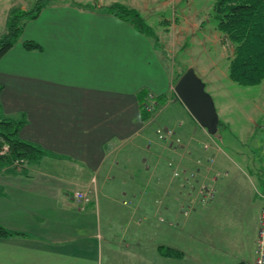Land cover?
<instances>
[{
  "label": "crops",
  "instance_id": "0c3cea01",
  "mask_svg": "<svg viewBox=\"0 0 264 264\" xmlns=\"http://www.w3.org/2000/svg\"><path fill=\"white\" fill-rule=\"evenodd\" d=\"M115 2L143 14L129 0H55L23 21L0 57L2 112L24 114L19 137L50 153L25 173L0 172V224L22 233L0 236V264H251L263 201L250 175L219 163L225 175L213 199L179 220L170 170L155 150L143 160L142 143L154 137L160 115L141 119L143 92L163 98L161 111L176 105L178 115L168 117L178 132L204 133L175 97L168 52L102 7ZM25 40L40 48L26 49ZM144 171H152L150 181ZM162 186L164 206L157 202ZM76 190L90 200L76 199ZM159 245L182 258L161 256Z\"/></svg>",
  "mask_w": 264,
  "mask_h": 264
},
{
  "label": "rangeland",
  "instance_id": "374dc122",
  "mask_svg": "<svg viewBox=\"0 0 264 264\" xmlns=\"http://www.w3.org/2000/svg\"><path fill=\"white\" fill-rule=\"evenodd\" d=\"M35 1L0 0V35L5 28V17L8 19L12 9L27 10ZM53 1L55 0H49V2ZM92 1L96 2V0ZM129 2L139 7L143 13L141 15L152 27L157 37V44L152 37L150 38L156 48L168 52L174 74L175 71H182L184 67H192L205 83V90L214 101L219 119L226 124V127L220 126L214 135L208 134L206 129L200 127L204 136L191 134L192 137H190V131L182 133L181 131L184 130L182 129L180 133L177 131L178 127L169 121L168 115L177 114L176 105L170 104L168 109L161 111L162 103L160 105L156 103L149 111L148 119L157 113L160 115L159 120L156 119L152 124L151 132L153 131L154 137L151 136L149 140L142 143L144 147L146 146V154H142L143 160H147V153L152 154V150H155L157 160L159 159L166 166L168 161L173 162L174 166H167L170 172L175 167L181 172L187 169L195 175L191 179L192 187L189 191L188 185H184L171 173L170 182L175 181L178 219L181 220L197 206L207 205L213 199L216 182L225 175L222 170L216 168L219 163L226 162V166L237 165L255 181L258 192L264 193L262 186L259 185L260 180L264 181V80L257 85L244 86L233 82L228 77L229 58L232 56L234 44L216 28L211 18L214 0H129ZM102 7L105 9V5ZM175 97L178 99L176 95ZM158 128L162 131L172 129L173 135H166L168 137L160 139L156 133ZM196 150H199L197 154L194 153ZM151 167H153L152 164ZM146 172L149 173L150 181L152 171H144ZM130 173H136V170L134 172L117 171L115 177L125 179ZM201 182L209 185L213 190V196L206 202L198 201L197 188L202 184ZM147 187L149 191L150 188ZM159 192L157 202L164 206L168 187L162 186ZM144 193L149 194L147 190ZM124 202L132 204L127 199ZM135 203L136 201L133 206L137 209ZM188 206L189 213H184ZM149 251L152 254V247ZM121 260L115 258L114 262L120 264ZM146 260L151 263L150 258ZM161 261L155 264H177L175 260Z\"/></svg>",
  "mask_w": 264,
  "mask_h": 264
},
{
  "label": "trees",
  "instance_id": "16d2710c",
  "mask_svg": "<svg viewBox=\"0 0 264 264\" xmlns=\"http://www.w3.org/2000/svg\"><path fill=\"white\" fill-rule=\"evenodd\" d=\"M48 2L49 0H36L27 10L14 8L10 11L6 21V32L0 36V57L12 47L22 33L23 21L36 18L41 8ZM79 5L91 7L90 4ZM105 9L118 18L128 21L137 31L152 37L154 42H157L152 27L136 8L115 2L105 6ZM211 18L216 28L234 44L232 56L229 58L228 77L239 85L260 84L264 80V0H214ZM23 45L26 49L40 48L39 44L30 40H25ZM186 68L184 67L180 72L175 71L174 84ZM145 95L146 92H143L139 96L142 120L150 117V113L145 109ZM162 102L163 98L156 97V103ZM25 121L24 114L17 117L4 115L0 104V172L25 173L27 164H36L43 156L50 155L49 151L40 145L19 137L18 132ZM220 126L226 127V124L218 119V129ZM4 146H7L6 150H3ZM261 186L264 191V185ZM15 234L22 233L9 230L0 224L1 237ZM157 250L165 257L178 259L183 256L180 250L164 245H159Z\"/></svg>",
  "mask_w": 264,
  "mask_h": 264
},
{
  "label": "water",
  "instance_id": "95a60500",
  "mask_svg": "<svg viewBox=\"0 0 264 264\" xmlns=\"http://www.w3.org/2000/svg\"><path fill=\"white\" fill-rule=\"evenodd\" d=\"M174 93L195 121L210 135L218 129V113L211 95L205 90V83L192 67L179 76L173 86Z\"/></svg>",
  "mask_w": 264,
  "mask_h": 264
},
{
  "label": "built area",
  "instance_id": "2783aa9c",
  "mask_svg": "<svg viewBox=\"0 0 264 264\" xmlns=\"http://www.w3.org/2000/svg\"><path fill=\"white\" fill-rule=\"evenodd\" d=\"M144 101H145V109L148 112L151 109H153V107L156 104L155 96L151 92L146 93ZM156 133L158 135V138L160 139L164 137H168L169 135H173L172 129H167L166 131L165 130L162 131L161 129L158 128L156 129ZM176 139L178 140L179 138L177 137ZM6 149H7V146H4L3 150H6ZM167 166L168 167L174 166L173 162L168 161ZM173 168L171 170L172 176L173 177L177 176L182 181V183H184V185L187 184L189 187L188 189L190 191L192 187L191 179H193V177L195 176L193 175L194 172H191L187 169H184L183 172H181L177 170L175 167ZM201 183L202 184H200L197 188V195L199 197L198 201L206 202L210 199V197L213 196V190L209 185H204L203 182ZM186 196L188 197L187 193H186ZM260 196L262 198L263 205H262L261 214H260V227H259L258 238H257L256 257L252 261L251 264H264V193H260ZM74 197L84 203H87L90 200L88 194L81 190L74 191ZM184 213H189V206L187 208V211H185Z\"/></svg>",
  "mask_w": 264,
  "mask_h": 264
}]
</instances>
